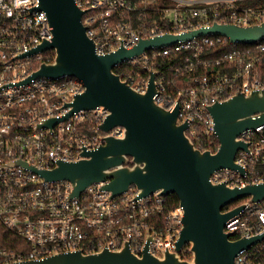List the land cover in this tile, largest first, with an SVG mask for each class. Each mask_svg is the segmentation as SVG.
<instances>
[{
	"label": "built area",
	"instance_id": "2783aa9c",
	"mask_svg": "<svg viewBox=\"0 0 264 264\" xmlns=\"http://www.w3.org/2000/svg\"><path fill=\"white\" fill-rule=\"evenodd\" d=\"M84 12L81 22L94 41L95 52L131 49L143 38L183 34L214 22L250 26L264 22V0H74ZM38 0H0V223L23 243L0 247V264L81 250L146 249L154 256L175 251L183 209L168 205L157 191L139 196L130 186L110 197L102 188L108 180L88 185L70 196L69 180H47L31 166L50 169L56 161H76L83 150L96 149L103 136L121 137L123 127L100 130L109 111L104 106L72 112L52 127L41 124L64 116L73 96L84 90L73 75L32 76L41 53L28 54L52 37ZM225 48L218 55L207 50ZM187 51L184 55H179ZM209 51V52H210ZM206 52V53H205ZM122 80L139 92L154 76L153 100L166 109L178 105L177 123L188 122L186 135L200 150H216L219 142L209 111L211 104L234 93L264 88V38L232 42L219 33H204L163 46H151L113 66ZM247 143L234 158L237 168H220L209 176L229 187L264 184V123L238 136ZM21 161L18 163L16 161ZM242 170V172L240 171ZM229 217L223 231L232 239L264 235V197L247 195ZM190 259V245L178 252ZM234 264H264V236L234 257Z\"/></svg>",
	"mask_w": 264,
	"mask_h": 264
},
{
	"label": "water",
	"instance_id": "95a60500",
	"mask_svg": "<svg viewBox=\"0 0 264 264\" xmlns=\"http://www.w3.org/2000/svg\"><path fill=\"white\" fill-rule=\"evenodd\" d=\"M36 9L45 13L52 37L42 40L28 54L53 50L54 56L51 61H41L32 76L73 75L84 84V90L65 104L69 110L64 116L48 119L41 125L52 127L74 111L101 105L109 113L100 130L108 132L121 126L124 133L121 137L104 135L103 143L96 149L83 150L79 160L56 161L50 169L31 168L47 180H69L73 186L70 196H79L88 185L105 180L108 181L102 188L110 192V197L122 194L130 186L138 190L139 196L156 191L164 196L174 193L183 209L182 227L175 251H166L162 256H154L146 249L141 255L135 254L126 243L119 250L67 251L10 264H234L238 251L264 235L232 239V234L223 228L243 204L223 208L247 195L252 201H259L264 197V184L229 187L224 182L211 183L209 176L220 168L238 167L233 158L239 149L247 148L239 134L264 123V88L247 94L237 92L211 104L209 111L219 145L215 151L200 150L186 135L188 122H176L178 105L166 109L154 102L156 72H151L147 90L139 92L122 80L113 66L151 46L204 33H219L232 42L251 43L264 38V22L250 26L214 22L207 28L183 34L143 38L131 49L120 47L99 55L81 22L84 11L74 0H38ZM185 244L190 245V259L178 256Z\"/></svg>",
	"mask_w": 264,
	"mask_h": 264
},
{
	"label": "trees",
	"instance_id": "16d2710c",
	"mask_svg": "<svg viewBox=\"0 0 264 264\" xmlns=\"http://www.w3.org/2000/svg\"><path fill=\"white\" fill-rule=\"evenodd\" d=\"M225 48H220L217 50H207V53L204 55H218L219 53H221L222 51H224ZM210 51V52H209ZM185 53H187V51L182 52L179 55H184ZM54 56V51L53 50H47L41 53L40 55V62L41 61H51L53 59ZM213 151H215V149L213 148ZM166 201L168 203V205H176L178 204V198L174 193H171L169 195L166 196ZM239 201L235 200L230 202L229 204H227L226 206H224L223 209H227L231 206H233L235 203H238ZM20 243H23V241L21 240V238L17 235H15L14 233H12L11 231L7 230L1 223H0V247L1 248H14L15 246L19 245Z\"/></svg>",
	"mask_w": 264,
	"mask_h": 264
}]
</instances>
